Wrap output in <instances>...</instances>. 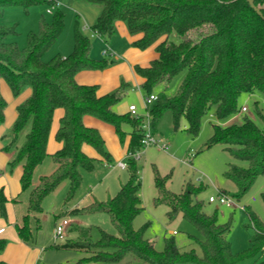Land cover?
<instances>
[{"label": "trees", "instance_id": "trees-1", "mask_svg": "<svg viewBox=\"0 0 264 264\" xmlns=\"http://www.w3.org/2000/svg\"><path fill=\"white\" fill-rule=\"evenodd\" d=\"M98 6L100 15L91 31L109 42L115 34L116 22L127 24L132 35L142 37L133 43L140 50L154 47L158 58L148 67L135 66L142 79L145 97L157 95L151 107L152 127L170 110L174 121L186 120L187 131L197 136L206 115L214 110L217 120L225 122L239 115V99L243 94L264 96V0H253L260 7L258 15L250 0H78ZM34 6H55L52 0H0V16L8 8H21L26 13ZM49 14V13H48ZM53 19H40L37 32L28 34L27 45L20 48L8 41L18 33V25H0V82L4 80L14 96L31 89L30 96L18 106L17 120L12 133L5 135L4 150L11 156L8 166H21L23 190L33 187L28 213L16 226L25 243H34L36 233L30 226L31 217L37 220L43 202L64 181L70 183V201L83 180V172H93L96 161L111 165L112 154L99 129L87 126L85 116H93L114 126L120 140L129 136L127 154L141 148L143 119L131 112L115 111L126 96L127 85L119 90L98 94L97 85L79 84L76 75L82 70H104L109 59L91 56L92 41L85 35L77 20L74 28V49L68 56L55 55L44 60L65 28V14L55 7ZM184 75L174 95L158 92L162 84L169 87L179 75ZM63 110L56 132L62 147L52 157L55 171L42 176L33 186V174L48 156V142L57 110ZM6 101L0 88V125L5 122ZM256 114L264 123V112ZM213 134L206 148L223 145L233 159L247 167L229 164L225 177L236 185V192L227 194L238 202L252 189L256 180L264 176V128L245 116L240 124L212 125ZM23 135V137H22ZM86 148L93 149L92 157ZM129 180L120 186L114 197L94 200L76 208L71 214L107 213L118 235L98 226L76 228L75 239L54 244L55 250L82 252L79 264H264V222L245 205L250 227L254 229L250 246L241 253L232 249L229 234L231 223H221L217 213L204 211V202L197 200L203 186L187 182L179 194L167 189L170 174L161 177L155 169L158 190L156 205L165 204L170 221L182 216L199 233L195 247L182 250L174 236L165 237L163 250L146 236L150 224L134 227L141 214L142 180L137 160L128 158ZM264 202V193L262 194ZM8 199L0 191V217H7ZM6 242L0 239V253ZM131 255L133 261H125ZM0 264H4L0 261Z\"/></svg>", "mask_w": 264, "mask_h": 264}, {"label": "rangeland", "instance_id": "rangeland-1", "mask_svg": "<svg viewBox=\"0 0 264 264\" xmlns=\"http://www.w3.org/2000/svg\"><path fill=\"white\" fill-rule=\"evenodd\" d=\"M74 1L100 10L98 6L83 1ZM60 11L65 14V28L55 45L44 56L45 61H49L57 54L62 56L71 54L74 49V28L77 20H79L81 31L84 33V17L79 9L69 4L62 6ZM42 17L48 22L53 19V14L47 13L46 6H34L28 13L21 8H8L5 10L3 16H0V25L11 26L17 24L19 34L15 37H9L7 40L9 42H16L20 48H25L28 34L38 31L39 22ZM85 35L90 36L92 41V58L103 59V44L93 39L89 31H86ZM109 43L111 44L110 40ZM183 76V74H180L176 77L169 87H165L164 84L160 85L158 92H166L171 96L176 94ZM123 82L127 86L130 84V88H127L126 96L122 101L125 100L127 104L136 105L138 108L137 114H145L146 110L143 101L145 95L141 87L135 86L133 81L124 80ZM0 86L2 96L6 101V118L5 122L0 125V144L3 142L5 144L8 139L5 140L3 137L12 133L18 116L17 108L28 98L27 90L29 88L24 90L19 96H14L7 82L1 80ZM239 106L240 108L246 107L247 111H241L239 115L225 122L217 120L214 115V110H212L204 117L199 133L195 137L187 131L185 119H182L179 124L175 123L174 115L170 110L165 111L161 119L157 122L154 133L159 142L143 149L140 158L137 160L138 174L142 180L141 206L143 210L134 220V227L140 228L145 224H150L146 236L155 243L158 250H163L165 237L171 236H174L178 246L182 250L194 248L196 246L194 238L199 237V233L182 216L170 221L167 216L169 207L165 204H155V199L158 198V190L155 185V169H157L159 175L163 178L169 174L171 175L166 183V187L175 194L182 192L187 182L195 186L202 185L203 190L197 195L196 199L204 202V211L208 214H214L216 212L219 222L225 224L231 223L232 229L229 234V241L231 242L233 251L241 253L249 248L255 231L250 227L248 213L240 208H231L221 205L219 202L209 201L211 196L217 198L221 193L233 194L236 192V185L225 177V172L229 164H238L247 167L246 163L233 159L223 145L218 144L206 148V143L213 134L212 125L229 126L232 124H240L243 122L245 116H248L259 127L264 128V123L256 114L257 107L260 111L264 112L263 95L258 93L253 95L243 94L239 99ZM116 112L119 113L118 111ZM88 153L92 157L98 156L93 149ZM6 155V151L0 147V191L3 189L8 199L6 205L7 217L8 215L11 216L14 214L11 206H8V204L14 206L16 204L19 207L17 210L19 213L22 210L24 212L27 208L25 212L27 215L33 187L27 190L22 189L21 166H17L14 170H11L8 166ZM120 162H128L127 151L121 159H116L112 155L110 167L104 162L96 161V167L93 172H83L82 184L75 196L68 202L70 183L69 181L62 182L43 202V210L38 216L40 222L39 230L37 229V220L31 217L30 226L34 233H36L34 243H25L20 238L15 226H13V230H8L1 236V239L6 242L4 250L0 253L1 262L4 264H16L18 261L17 257L14 258V254L17 251L26 252V249L23 247L25 244L31 247L34 245L43 246L42 244L48 246L50 243L53 245L54 243L60 245L66 243V241L56 242L55 240L53 232L55 225H57V220V223H59L67 219L71 223L67 229V239L76 238V233L74 232L76 228L90 226H98L108 233L118 235V231L113 226L107 213L75 215L71 214V211L76 207L82 208L89 205L91 203L90 193L99 201H105L109 197H114L119 191L121 184L126 183L130 178L129 168H120ZM55 169L56 164L54 159L52 155L48 154L33 174V186L39 183L42 176L51 175ZM13 190L16 191V194L12 196L11 193ZM263 193L264 176H260L257 178L252 189L239 203L247 205L264 222ZM254 198L256 201H253ZM6 218L0 217V219ZM174 231L176 232L175 234L173 233ZM19 241H21V244ZM83 254L82 252L76 251L62 250L56 252L47 250L44 253L43 260L44 264H59L66 255H72L74 257L77 255L83 256ZM261 259H264V252ZM125 261H133V257L129 255ZM250 262L249 260L240 264H250Z\"/></svg>", "mask_w": 264, "mask_h": 264}, {"label": "crops", "instance_id": "crops-1", "mask_svg": "<svg viewBox=\"0 0 264 264\" xmlns=\"http://www.w3.org/2000/svg\"><path fill=\"white\" fill-rule=\"evenodd\" d=\"M58 2H59V8L70 4L76 7L77 9H79L83 13L84 33L86 34V31H89L93 39L102 43L103 44L102 58H108L111 60L110 65L104 70H82L78 72L76 75L77 82L79 84H84V85H97L99 95H105L117 91L118 89H120L122 84H124L123 82L124 80L133 81L135 86L140 87L142 83V79L136 74L135 66L137 65L140 67L150 66L151 62L157 59L159 56L155 48L151 47L148 48L147 50H140L139 48L134 47L133 43L138 39H140L142 35L141 34L132 35L128 29L127 24L123 21L116 22V31L114 36L110 40L111 44L109 42H105L97 34L90 31L91 30L90 27L95 24L96 20L100 15V10L87 7L86 5L79 4L78 2L76 3L74 0H58ZM105 50L107 51V55L103 54ZM127 88L128 89L130 88V84H128ZM27 92H28L27 96L29 97L31 94V90L28 89ZM130 106L131 105L127 104V101L124 100L116 107V111H118L121 114L127 113L129 112ZM63 113L64 112L61 109L57 110L55 113L52 130L48 142L49 155H53L56 151H58L62 147V144L56 140L55 135L59 128V121ZM84 122L87 126L95 127L99 129V131L101 132L102 136L105 139L108 150L112 153V155L116 159H121L124 156V154L127 151L129 137L125 140V143H122L114 126L93 116H85ZM0 145H1L0 147H2L4 150V146H5L4 142L1 143ZM86 150L87 152L91 151L90 148H86ZM10 158L11 156L7 153L6 160L8 162ZM20 169L22 172V168ZM15 194L16 191L13 190L11 195L13 196ZM89 197L91 199V202L97 200L96 198H94L92 193L89 194ZM253 201H256V199L254 198ZM8 206H11L14 214H12L11 216L8 215L6 219H0V239L1 236H3L6 233V231L13 230V226L16 227L18 224H21L20 221L22 222L23 217L26 215L25 212L27 208L24 210V212H22L23 211L22 210L20 214L17 211L19 207L16 204L15 206L8 204ZM19 242L21 244V241ZM42 245L43 246L34 245L31 247L26 244L23 245V247L26 249V252L17 251L14 254L15 255L14 258L17 257V261H18L16 264H44L43 256L47 250H52L56 252L62 251L51 248V246L53 245L52 243H50L48 246H45L44 244ZM84 256H85L84 254L83 256L77 255L74 257H72V255H66L59 264H79L78 262ZM86 264H94V263H86Z\"/></svg>", "mask_w": 264, "mask_h": 264}, {"label": "built area", "instance_id": "built-area-1", "mask_svg": "<svg viewBox=\"0 0 264 264\" xmlns=\"http://www.w3.org/2000/svg\"><path fill=\"white\" fill-rule=\"evenodd\" d=\"M52 1L55 2V6H52V7L47 9V13H49V14L53 13L55 7H59L58 0H52ZM103 54L107 55V51L105 50L103 52ZM157 99H158V96L155 94L150 95L149 97H144L143 101L145 104L146 113L143 115L137 114L138 108L136 105H131L129 107V112H131L136 117L143 119V125H142L143 138H142V142H141V148L139 150H137L135 153L127 154L128 158L131 157L133 159L138 160L141 156V152L143 151V149H146L147 147L154 145V144H157L159 142V140L156 139V136H155V133H154V130L152 127L153 117L151 114V107ZM246 111H247V108L242 107V112H246ZM119 167L122 169H126L127 163L120 162ZM209 201L210 202H219L221 205L231 207V208H240L243 211H245V207H246L245 205H242L237 200L228 196L225 193H221L217 198L214 196H211L209 198ZM70 225H71V223L67 219H64L62 222L57 223V225L55 226V229H54V237H55L56 242L57 241H66L67 229ZM173 233L175 234L176 232H173Z\"/></svg>", "mask_w": 264, "mask_h": 264}, {"label": "water", "instance_id": "water-1", "mask_svg": "<svg viewBox=\"0 0 264 264\" xmlns=\"http://www.w3.org/2000/svg\"><path fill=\"white\" fill-rule=\"evenodd\" d=\"M250 3L253 6V8L255 9V11L257 12V14L262 16L263 14H262V11H261L260 7L255 6L254 3H253V0H250Z\"/></svg>", "mask_w": 264, "mask_h": 264}]
</instances>
